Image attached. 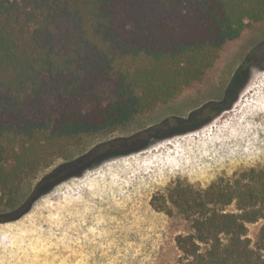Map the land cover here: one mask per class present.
Masks as SVG:
<instances>
[{
    "label": "trees",
    "instance_id": "1",
    "mask_svg": "<svg viewBox=\"0 0 264 264\" xmlns=\"http://www.w3.org/2000/svg\"><path fill=\"white\" fill-rule=\"evenodd\" d=\"M262 21L264 0H0V209L55 159L200 84L225 47ZM168 122L99 142L77 161L143 146ZM174 191L193 229L176 237L183 264H264V224L255 243L247 227L264 219V169Z\"/></svg>",
    "mask_w": 264,
    "mask_h": 264
},
{
    "label": "rangeland",
    "instance_id": "2",
    "mask_svg": "<svg viewBox=\"0 0 264 264\" xmlns=\"http://www.w3.org/2000/svg\"><path fill=\"white\" fill-rule=\"evenodd\" d=\"M245 68L246 78L232 88ZM167 121L143 146H118L100 162L77 161L99 142ZM250 169H264V21L229 43L200 84L146 120L27 178L14 204L0 209V264H183L176 237L193 229L172 203L174 190L201 191ZM39 184V195L27 202ZM233 209L232 203L225 211ZM263 224L247 226L252 243Z\"/></svg>",
    "mask_w": 264,
    "mask_h": 264
}]
</instances>
